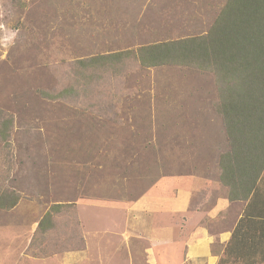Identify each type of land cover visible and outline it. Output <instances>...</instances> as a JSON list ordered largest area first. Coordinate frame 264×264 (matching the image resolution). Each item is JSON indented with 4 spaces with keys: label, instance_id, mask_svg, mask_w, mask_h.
Wrapping results in <instances>:
<instances>
[{
    "label": "rangeland",
    "instance_id": "rangeland-1",
    "mask_svg": "<svg viewBox=\"0 0 264 264\" xmlns=\"http://www.w3.org/2000/svg\"><path fill=\"white\" fill-rule=\"evenodd\" d=\"M225 1L0 0V191L19 199L0 207V264H169L154 257L176 237L177 264H196L179 217L234 225L243 203L212 213L227 148L214 76L135 57L80 63L206 33ZM55 203L73 207L43 233ZM164 212L176 230L165 237Z\"/></svg>",
    "mask_w": 264,
    "mask_h": 264
},
{
    "label": "trees",
    "instance_id": "trees-1",
    "mask_svg": "<svg viewBox=\"0 0 264 264\" xmlns=\"http://www.w3.org/2000/svg\"><path fill=\"white\" fill-rule=\"evenodd\" d=\"M135 57L145 67L184 65L214 76L227 148L218 156L219 180L230 200L246 205L218 264H264V0H226L206 33L141 45L80 60L83 68H111ZM65 89L61 93L69 92ZM8 120L0 126L7 133ZM18 197L0 191V207ZM73 204H52L39 221L43 233Z\"/></svg>",
    "mask_w": 264,
    "mask_h": 264
},
{
    "label": "crops",
    "instance_id": "crops-1",
    "mask_svg": "<svg viewBox=\"0 0 264 264\" xmlns=\"http://www.w3.org/2000/svg\"><path fill=\"white\" fill-rule=\"evenodd\" d=\"M219 183H220L219 185L220 188L219 186H217V188L214 189L216 191L217 203L212 213H215V215L221 214L223 209L236 203H243V207H242L243 209H241V211L239 212L240 215L237 217V220L232 227L217 231L216 233H212L208 227L203 226L202 225L203 222L201 224V221L204 220V217L206 216L205 212L194 211L190 213V215L188 216L190 218L187 222L183 217H179L180 219L179 231L182 230L185 232V234H188V238H191L193 236V241H191L192 243H187L190 249L188 257L189 259H195L196 264L200 263L199 258H205L208 264H218L221 256L223 255V250L227 245V243L229 242V240L231 239L234 227L238 219L241 217L244 207L246 205V202L244 201L230 200L228 196V188L222 185L220 180ZM209 213H211V211H209ZM210 216L213 217L212 214H210ZM171 218L173 217L170 214V212H164L162 218L154 222L157 225V227H160V231L158 232L163 234L164 237L168 236L167 234L170 233L172 230L176 231L174 229L175 226H172L173 221ZM177 238L178 237H176L175 240L171 241V244L161 245V247H164L162 250L163 252L157 256H162V257L160 259H157L156 256L154 257L157 263H160V261L169 264L178 263L180 259L178 256H181L182 246L185 245L184 243L187 240L181 238L180 240H178ZM216 241L219 242L220 247H223L222 251L220 252H212L211 246ZM173 256L176 259H174ZM21 264H25V263H21Z\"/></svg>",
    "mask_w": 264,
    "mask_h": 264
}]
</instances>
